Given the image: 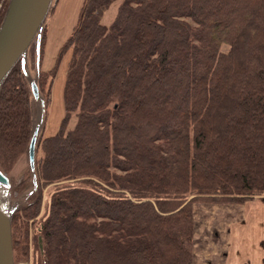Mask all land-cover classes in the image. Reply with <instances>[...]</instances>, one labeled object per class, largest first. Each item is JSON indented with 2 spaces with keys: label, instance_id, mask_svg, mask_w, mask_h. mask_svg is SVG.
<instances>
[{
  "label": "trees",
  "instance_id": "16d2710c",
  "mask_svg": "<svg viewBox=\"0 0 264 264\" xmlns=\"http://www.w3.org/2000/svg\"><path fill=\"white\" fill-rule=\"evenodd\" d=\"M114 1L82 0L48 70L42 26L0 84L8 175L28 159L32 100L45 122L70 50L59 128L36 130L33 169L9 179L29 190L10 213L14 262L192 264L193 203L264 194V0H121L105 25Z\"/></svg>",
  "mask_w": 264,
  "mask_h": 264
},
{
  "label": "crops",
  "instance_id": "0c3cea01",
  "mask_svg": "<svg viewBox=\"0 0 264 264\" xmlns=\"http://www.w3.org/2000/svg\"><path fill=\"white\" fill-rule=\"evenodd\" d=\"M81 2L78 0L75 7ZM61 4L69 2L62 0ZM75 13L69 16L59 43L74 25L78 11ZM59 24L63 21L53 27ZM192 216V264H264V195L241 203H194Z\"/></svg>",
  "mask_w": 264,
  "mask_h": 264
},
{
  "label": "rangeland",
  "instance_id": "374dc122",
  "mask_svg": "<svg viewBox=\"0 0 264 264\" xmlns=\"http://www.w3.org/2000/svg\"><path fill=\"white\" fill-rule=\"evenodd\" d=\"M9 0H7L8 2ZM60 2L55 3V0H52L51 4H56L55 10L52 14L48 12L42 26L46 27V41H45V47H44V54L42 57L41 66L43 70L50 69L54 61L56 59V54L58 51V48L62 45V43L66 40V38L69 36L71 27H69V32L67 37L63 40V42L59 43V40L61 39V35L63 34L64 30L66 29L65 24L69 23V16H73V13L78 11L79 7H75L77 5L78 0H67L69 4H61L62 0H59ZM121 0H115L111 5L105 10V12L102 15L101 22L105 25H109V23L112 21L118 4ZM64 2V0H63ZM8 4V3H7ZM51 7V6H50ZM76 9V10H75ZM76 15V13H75ZM59 21H63V24H59L58 27H53L54 25L58 24ZM41 26V27H42ZM55 32H54V30ZM63 38V37H62ZM33 43H36V39L33 40ZM59 43V44H58ZM228 49V45L221 44V50L226 51ZM70 57V50L67 51L59 64V67L57 69V74L55 76L53 87H52V105H50L48 117L45 122H43V108L41 103L39 104V101L37 99H33L31 103L32 108V116H33V122L35 124V129L38 131H43V134L45 136H49L54 134L57 129L59 128L60 122L62 120V117L64 115V105H63V86H64V80H65V72H66V66L68 59ZM30 62L27 60L26 64V72L30 76V78H34L35 76V69L31 65L29 67ZM60 86V91H58V87ZM75 118L73 117L71 121L69 122V128H72L74 126ZM28 170V159L27 155H23L16 163L15 167L12 169V171L6 176L8 179L12 180L15 183H18L20 179L25 175V173ZM9 180V182H10ZM52 186L46 188L44 190V198H43V204L41 213L43 212V205L45 203V197L46 193L50 190ZM29 190L24 191L22 193H17L16 191H13L11 189V185L8 189L0 186V195H2L0 202L1 206H4V210L7 212V214L10 215L14 207L17 205H20L22 203H25L27 201ZM4 195V196H3ZM264 195V194H263ZM195 203H203V202H195ZM194 204V203H193ZM193 206V205H192ZM3 210V208H1ZM38 225L31 224L30 231H29V239L32 240V237L37 232ZM193 244V242H192ZM31 250V245H30ZM31 253V251H30ZM29 257V256H28ZM28 262V264H31V259L27 258L25 260L16 261L14 263L19 262Z\"/></svg>",
  "mask_w": 264,
  "mask_h": 264
},
{
  "label": "water",
  "instance_id": "95a60500",
  "mask_svg": "<svg viewBox=\"0 0 264 264\" xmlns=\"http://www.w3.org/2000/svg\"><path fill=\"white\" fill-rule=\"evenodd\" d=\"M51 2L52 0L8 1L0 24V84L33 42L49 12ZM32 92L34 96L38 95L35 84L32 85ZM36 137L35 130L28 148V160L32 169ZM0 186L6 189L10 187L8 177L1 170ZM0 264H14L11 221L7 212L0 214Z\"/></svg>",
  "mask_w": 264,
  "mask_h": 264
},
{
  "label": "bare ground",
  "instance_id": "6f19581e",
  "mask_svg": "<svg viewBox=\"0 0 264 264\" xmlns=\"http://www.w3.org/2000/svg\"><path fill=\"white\" fill-rule=\"evenodd\" d=\"M1 197H2V195H0V199H1ZM1 208H3V210ZM3 213H6V211L4 210V206H1V202H0V214H3Z\"/></svg>",
  "mask_w": 264,
  "mask_h": 264
},
{
  "label": "built area",
  "instance_id": "2783aa9c",
  "mask_svg": "<svg viewBox=\"0 0 264 264\" xmlns=\"http://www.w3.org/2000/svg\"><path fill=\"white\" fill-rule=\"evenodd\" d=\"M14 264H28V262H23V261H21V262H19V263H14Z\"/></svg>",
  "mask_w": 264,
  "mask_h": 264
}]
</instances>
